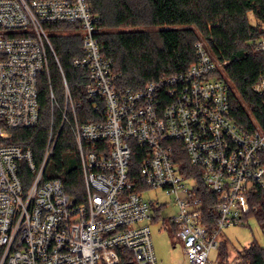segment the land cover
<instances>
[{
  "label": "built area",
  "instance_id": "obj_1",
  "mask_svg": "<svg viewBox=\"0 0 264 264\" xmlns=\"http://www.w3.org/2000/svg\"><path fill=\"white\" fill-rule=\"evenodd\" d=\"M98 22L88 0H0V264H158L150 222L165 203L146 199L150 188L172 196L177 210L168 218L186 264H207L218 233L243 221L251 194L264 188V125L244 130L230 118L228 85L218 75L226 61L203 41L184 72L137 90L120 86L112 59L101 52ZM57 23L79 26L83 54L72 63L88 71L86 94L100 115L78 120L64 75V105L50 92L76 142L82 201L62 178L42 181L59 134L53 117L39 164L30 148L2 140L8 129L39 123V82L49 78L51 59L61 67L48 29ZM256 47L264 52V37ZM253 89L264 94V70ZM133 142L142 153L137 184L128 171ZM183 154L215 194L213 224L205 222L199 174L181 168ZM23 167L32 173L27 183Z\"/></svg>",
  "mask_w": 264,
  "mask_h": 264
},
{
  "label": "trees",
  "instance_id": "obj_2",
  "mask_svg": "<svg viewBox=\"0 0 264 264\" xmlns=\"http://www.w3.org/2000/svg\"><path fill=\"white\" fill-rule=\"evenodd\" d=\"M99 18L97 35L101 52L112 59L118 72V84L141 89L148 81L162 75L184 72L196 60L195 44L203 41L212 55L226 61L218 75L228 85L229 116L244 130L264 125V94L254 91L259 74L264 70V52L256 41L264 37V0H88ZM250 14L255 22L250 21ZM158 28V43L151 28ZM60 66L51 59L49 78L39 82V123L30 128L8 129L5 143L30 148L37 164L42 160L52 117L59 129L58 138L42 181L59 177L66 191L76 201L84 199L83 173L76 142L70 127L61 123L60 111L52 107L51 90L60 105H64L66 79L77 118L81 122L98 120L95 99H89L86 85L88 71L75 67L73 58L83 54L79 26L57 23L48 27ZM129 162L130 180L138 183L141 149L133 142ZM264 164V151L262 153ZM181 168L189 175L199 174L198 193L204 199V211L213 224L216 218L214 192L204 185L200 168H194L183 154ZM24 183L32 177L26 167L19 170ZM199 172V173H198ZM137 187V185H136ZM249 216L264 228V188L258 186L250 196ZM2 247L0 246V258ZM225 257V255H224ZM239 264H264V246L251 241L239 252ZM227 259V258H226Z\"/></svg>",
  "mask_w": 264,
  "mask_h": 264
},
{
  "label": "rangeland",
  "instance_id": "obj_3",
  "mask_svg": "<svg viewBox=\"0 0 264 264\" xmlns=\"http://www.w3.org/2000/svg\"><path fill=\"white\" fill-rule=\"evenodd\" d=\"M249 16L250 21L255 22L253 15L250 14ZM157 30V27L150 29L152 38L158 43ZM143 196L148 200L165 203L161 210V216L150 222L152 244L157 263L186 264L188 258L184 254L182 243L176 237L175 230L168 218L177 210L172 201V196L164 188L147 189L143 192ZM217 240L219 246L209 252L207 264H239V252L251 241L256 240L259 245L264 246V228L258 224L255 217L249 216L239 223L225 226L218 233Z\"/></svg>",
  "mask_w": 264,
  "mask_h": 264
}]
</instances>
